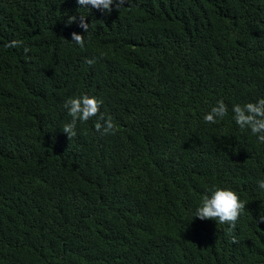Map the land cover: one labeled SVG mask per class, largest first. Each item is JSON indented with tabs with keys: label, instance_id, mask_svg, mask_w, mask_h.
<instances>
[{
	"label": "trees",
	"instance_id": "obj_1",
	"mask_svg": "<svg viewBox=\"0 0 264 264\" xmlns=\"http://www.w3.org/2000/svg\"><path fill=\"white\" fill-rule=\"evenodd\" d=\"M85 94L114 134L62 132ZM260 98L264 0H0V264H264V144L232 119ZM215 188L234 229L194 218Z\"/></svg>",
	"mask_w": 264,
	"mask_h": 264
},
{
	"label": "clouds",
	"instance_id": "obj_2",
	"mask_svg": "<svg viewBox=\"0 0 264 264\" xmlns=\"http://www.w3.org/2000/svg\"><path fill=\"white\" fill-rule=\"evenodd\" d=\"M77 4L82 8L97 9L102 13H111L113 7L119 10L125 5L127 0H76ZM76 21V17H69L68 24ZM78 26L88 31L89 24L85 22V17L80 16ZM75 44L81 48L84 47V36L72 33V39ZM21 41L13 40L7 47H19ZM29 49L25 48L27 52ZM89 64L94 63L93 60L87 61ZM103 101L98 100L95 96L82 95L75 98H69L65 101L64 107L67 109L68 116L71 117V122L63 126L62 132L67 134L69 140L77 135V122H87L93 117L99 116L95 124V129L101 135L114 134L116 129L111 117H105L100 112V107ZM228 113L227 106L223 101H218L217 105L203 117L205 123L215 124L217 120H222ZM232 119L240 129L250 130L253 136L257 137L259 143L264 144V98L258 99L256 102H249L241 106L240 104L233 105ZM258 187L264 190V180L258 182ZM246 205L241 201L240 197L231 189L215 188L210 194H205L199 206L195 209L194 218L201 221L211 220L220 224H228L231 229L235 228L236 222L243 213ZM257 223H264V215L257 219ZM232 243H238L235 236L232 237Z\"/></svg>",
	"mask_w": 264,
	"mask_h": 264
}]
</instances>
